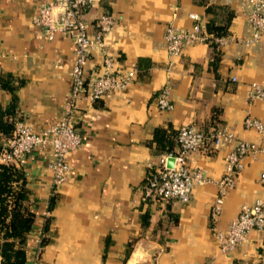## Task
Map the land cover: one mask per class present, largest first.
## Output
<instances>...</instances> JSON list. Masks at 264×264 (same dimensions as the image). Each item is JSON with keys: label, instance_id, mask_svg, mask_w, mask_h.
I'll return each instance as SVG.
<instances>
[{"label": "crops", "instance_id": "obj_1", "mask_svg": "<svg viewBox=\"0 0 264 264\" xmlns=\"http://www.w3.org/2000/svg\"><path fill=\"white\" fill-rule=\"evenodd\" d=\"M41 1L0 0V77L9 81L0 83V104L5 108L15 97L12 119H23L37 131L62 114L74 57L69 32H56L49 39L33 23ZM204 2L232 11L227 33L216 42L217 60H212L208 42L186 45L180 54L171 55L165 25L171 21L189 28L191 12L205 23L211 14L204 12ZM216 11L219 19L221 10ZM82 13L90 32L102 13L112 15L115 23L104 39L113 65L135 67L136 74L122 91L76 101L73 120L82 142L67 154L70 173L65 181L53 184L46 147L33 148L16 163L26 173L36 212L26 263L32 256L39 264L264 263L259 231L249 230L239 245L223 252L210 229L224 228L241 203L262 194L258 174L264 170V154L243 157V167L215 220L210 216L216 193L213 180L223 173L227 146H206L187 155V164L211 179L194 184L187 202L142 196L148 168L160 154L168 153L158 151L153 141L157 127L166 129L172 152L178 144L170 130L183 124L201 129L224 125L238 139L264 144V135L242 121L250 115L264 123V101L246 97L249 81L264 83V34L244 43L251 27L241 0H87ZM102 66L103 54L91 50L86 81L101 73ZM165 83L171 89L170 110L156 104Z\"/></svg>", "mask_w": 264, "mask_h": 264}, {"label": "built area", "instance_id": "obj_2", "mask_svg": "<svg viewBox=\"0 0 264 264\" xmlns=\"http://www.w3.org/2000/svg\"><path fill=\"white\" fill-rule=\"evenodd\" d=\"M86 5L87 0H43L38 3L33 23L49 39L53 38L56 32H69L74 44L68 99L60 117L39 131L34 130L23 119H15L13 132L4 140L0 153V161L16 164L22 161L33 148H48L50 153L48 166L52 170V180L55 185L67 179L70 173L67 154L78 148L82 142V135L73 120L76 101L83 97L95 100L110 93L122 91L130 85L136 74L135 67L122 69L115 68L113 65V57L108 52L104 39L105 33L115 23L112 15L102 13L96 20L95 30L90 32L89 23L82 13ZM241 6L251 27L250 34L244 39V43L250 44L264 34V0H241ZM189 16L193 19L189 28L177 26L171 21L165 25V45L171 55L180 54L183 47L196 42L222 41V37H215L206 32L204 23L197 14L191 12ZM93 49L103 54V70L87 82L85 64ZM232 79L235 78L232 76ZM246 97L249 100L264 101V83L256 80L249 81ZM156 104L162 110L173 108L168 83L158 90ZM242 121L244 127L252 128L264 135V123L261 120L245 115ZM176 141L177 151L160 154L157 161L148 168L142 185V196L164 202H187L194 184L211 181L202 169L187 164V155L193 150L208 145L227 146L222 157L223 173L213 180L216 193L210 205L212 220L217 218L225 193L233 187L236 176L243 167V157L256 158L264 154V144L238 139L224 125L201 129L192 124H183L176 131ZM169 157L174 158L172 166L167 165ZM258 183L262 193L260 196L250 202L241 203L236 215L224 228L210 226L221 251L232 250L245 239L249 230H257L261 234L259 249L264 254V170L258 174ZM28 264H39L38 259L32 256Z\"/></svg>", "mask_w": 264, "mask_h": 264}, {"label": "trees", "instance_id": "obj_3", "mask_svg": "<svg viewBox=\"0 0 264 264\" xmlns=\"http://www.w3.org/2000/svg\"><path fill=\"white\" fill-rule=\"evenodd\" d=\"M203 4L204 12L211 14L204 23L206 32L215 37L225 35L232 11L223 5L206 4L205 2ZM216 9L221 10L219 19H216L214 15L217 13ZM208 43L212 48V60H217V43L213 40ZM3 78V76L0 77V83L8 85L9 81ZM15 105V97L5 108L0 104V153L4 138L9 137L14 129L12 117ZM170 131L176 139L177 130L171 129ZM165 134V128H155L153 141L156 142L158 151L172 152L173 141ZM32 193L24 169L15 163L0 161V264H26L27 238L36 221V212L32 207L34 202ZM52 207L53 201H50L49 208ZM48 222L49 219H46L44 229H47ZM42 242L45 243L46 239H42Z\"/></svg>", "mask_w": 264, "mask_h": 264}, {"label": "water", "instance_id": "obj_4", "mask_svg": "<svg viewBox=\"0 0 264 264\" xmlns=\"http://www.w3.org/2000/svg\"><path fill=\"white\" fill-rule=\"evenodd\" d=\"M173 162H174V158H173V157H169V158L167 159V165H168V166H172V165H173Z\"/></svg>", "mask_w": 264, "mask_h": 264}]
</instances>
